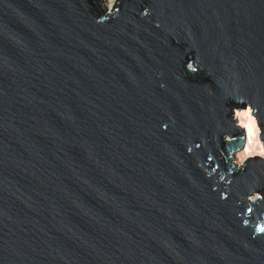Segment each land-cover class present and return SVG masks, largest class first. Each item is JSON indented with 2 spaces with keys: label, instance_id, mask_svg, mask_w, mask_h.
I'll list each match as a JSON object with an SVG mask.
<instances>
[{
  "label": "water",
  "instance_id": "water-1",
  "mask_svg": "<svg viewBox=\"0 0 264 264\" xmlns=\"http://www.w3.org/2000/svg\"><path fill=\"white\" fill-rule=\"evenodd\" d=\"M101 8L0 0V264H264V0Z\"/></svg>",
  "mask_w": 264,
  "mask_h": 264
},
{
  "label": "bare ground",
  "instance_id": "bare-ground-1",
  "mask_svg": "<svg viewBox=\"0 0 264 264\" xmlns=\"http://www.w3.org/2000/svg\"><path fill=\"white\" fill-rule=\"evenodd\" d=\"M116 0H106L107 8L111 11L114 3ZM238 121L241 123V125L244 128V135H245V144L243 146L242 153L244 155H249L253 151L256 140L258 141V134L259 131H257V126L255 123V120L252 118V115L249 112V109L246 110L241 115H238ZM238 122V123H239Z\"/></svg>",
  "mask_w": 264,
  "mask_h": 264
},
{
  "label": "rangeland",
  "instance_id": "rangeland-1",
  "mask_svg": "<svg viewBox=\"0 0 264 264\" xmlns=\"http://www.w3.org/2000/svg\"><path fill=\"white\" fill-rule=\"evenodd\" d=\"M105 1H106V0H102V4H101V6H102L104 9L106 8L107 11H110V10L106 7L107 4H106ZM248 109H249V112H250V114H251V110H250V107H249V106H247V107L244 108L243 110H235V109H232V112H233L232 120H234V121H235V124L238 125V126L241 127V128H243V126H242L241 123L238 121V118H237V117H238V115H241L242 113H244V112H245L246 110H248ZM251 115H252V114H251ZM252 118L255 120V117H254V116H252ZM238 122H239V123H238ZM256 126H257V125H256ZM257 129H258V127H257ZM243 131H244V128H243ZM257 131H259V129H258ZM225 140H226V141H230V137H229V136L225 137ZM255 143H256V145H255L253 151H252L251 154H249L248 156H247V155H244V154L242 153V150H240V151H238V152H236V153L233 154V158H234L233 162L236 163L237 167L242 166L243 163H244L245 161H247V159H249V158L260 157V158H263V159H264V149H263V146H262V142L259 141V139H258V141L256 140ZM257 197H258V193H254L252 196H250V199H251V200H254V199H256Z\"/></svg>",
  "mask_w": 264,
  "mask_h": 264
},
{
  "label": "trees",
  "instance_id": "trees-1",
  "mask_svg": "<svg viewBox=\"0 0 264 264\" xmlns=\"http://www.w3.org/2000/svg\"><path fill=\"white\" fill-rule=\"evenodd\" d=\"M119 1L120 0H116L115 1V4L113 6V10H112V13H114L119 5ZM101 4H102V0H95V10L97 11V13L99 15H102L103 14V9L101 8ZM261 199H264V190L263 192L261 193L260 195Z\"/></svg>",
  "mask_w": 264,
  "mask_h": 264
},
{
  "label": "flooded vegetation",
  "instance_id": "flooded-vegetation-1",
  "mask_svg": "<svg viewBox=\"0 0 264 264\" xmlns=\"http://www.w3.org/2000/svg\"><path fill=\"white\" fill-rule=\"evenodd\" d=\"M204 77H205V75H204L203 72H198L197 71V73L195 74V78H204Z\"/></svg>",
  "mask_w": 264,
  "mask_h": 264
}]
</instances>
